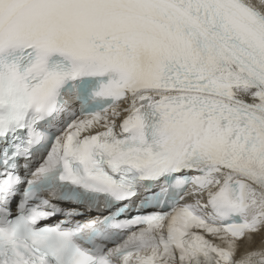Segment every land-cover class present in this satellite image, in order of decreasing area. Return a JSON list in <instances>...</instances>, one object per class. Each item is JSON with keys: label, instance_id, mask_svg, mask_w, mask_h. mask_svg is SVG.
<instances>
[{"label": "snow or ice", "instance_id": "1", "mask_svg": "<svg viewBox=\"0 0 264 264\" xmlns=\"http://www.w3.org/2000/svg\"><path fill=\"white\" fill-rule=\"evenodd\" d=\"M0 264H264V0H0Z\"/></svg>", "mask_w": 264, "mask_h": 264}, {"label": "bare ground", "instance_id": "2", "mask_svg": "<svg viewBox=\"0 0 264 264\" xmlns=\"http://www.w3.org/2000/svg\"><path fill=\"white\" fill-rule=\"evenodd\" d=\"M70 102H72L75 105V101L73 99H70ZM39 162H42L41 159L36 162L34 167L38 166ZM260 240H261V237L257 236L256 239H255V242H254V244L252 246L253 247L259 246L260 245ZM241 251H243V246L241 248Z\"/></svg>", "mask_w": 264, "mask_h": 264}]
</instances>
